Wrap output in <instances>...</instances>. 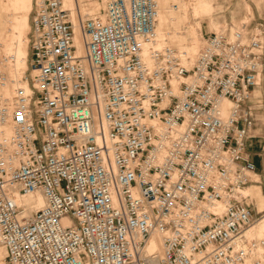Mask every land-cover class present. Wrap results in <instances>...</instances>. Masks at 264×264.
Segmentation results:
<instances>
[{
	"label": "built area",
	"instance_id": "obj_1",
	"mask_svg": "<svg viewBox=\"0 0 264 264\" xmlns=\"http://www.w3.org/2000/svg\"><path fill=\"white\" fill-rule=\"evenodd\" d=\"M64 1L35 0L31 89L0 136V264H264L244 194L261 31L214 32L187 66L153 46L158 0H106L78 53ZM36 191L41 208L18 201ZM155 232L163 255L147 251Z\"/></svg>",
	"mask_w": 264,
	"mask_h": 264
},
{
	"label": "rangeland",
	"instance_id": "obj_2",
	"mask_svg": "<svg viewBox=\"0 0 264 264\" xmlns=\"http://www.w3.org/2000/svg\"><path fill=\"white\" fill-rule=\"evenodd\" d=\"M96 1L100 0L79 1L83 18L94 16L103 10V6ZM159 2L161 10L157 45L161 48L169 46L179 52L186 51L191 57L188 58L189 63H192L194 57L199 54L207 37L214 32H221L222 29L234 30L247 27L255 30L258 28L264 38V0H159ZM34 3L35 0H0V94L4 83L8 81L7 84H9L10 80H13L9 77L7 67L14 56L21 62L26 60V66L19 72L18 80L31 81L34 75L30 67V32ZM71 17L76 28V25H79L77 24L79 16L76 11H72ZM251 105L255 109L257 121L250 138L257 137L252 138L257 140L259 135H264L262 130L264 126V67L260 83L253 91ZM259 157L264 161V150L260 151ZM258 175L259 183H250V187H259L260 199L263 198L261 202L263 209L259 210L260 199L251 194L250 197L257 211V221L254 225L264 216V170ZM252 176L255 177V175ZM255 230L259 236H264V228L261 225H257Z\"/></svg>",
	"mask_w": 264,
	"mask_h": 264
},
{
	"label": "bare ground",
	"instance_id": "obj_3",
	"mask_svg": "<svg viewBox=\"0 0 264 264\" xmlns=\"http://www.w3.org/2000/svg\"><path fill=\"white\" fill-rule=\"evenodd\" d=\"M80 0H65L64 1V5L70 9V12L72 13L76 11V13L78 14V23L79 25H76L75 28V24H74V32H75V42L76 45L78 46V53H83L84 51V47H83V39H82V34H81V22L83 18V11L81 8V4L79 3ZM98 4L103 6V9L105 7V3L106 0H100V1H96ZM159 3V8H158V18H157V27H156V40L153 43V46L156 48H161L157 45L158 43V39H159V34H158V21H159V14H160V2L158 0ZM173 11V8H172ZM72 19V17H71ZM73 21V20H72ZM74 23V22H73ZM225 30V29H223ZM222 30V31H223ZM79 32V33H78ZM149 48L150 45L146 44V51L144 54V58L148 59L149 56ZM179 52V51H178ZM180 55L183 58L184 63L187 66H192L193 62H196L195 58L198 57L195 56L193 59L192 63H189L188 58H191L186 51H180L179 52ZM200 53V52H199ZM26 66V60H22V62L16 57L14 56L13 60L10 61L8 63V70H9V77L13 80H10V83H8V81L6 83H4L3 87L1 90L2 93L0 94V108L5 107L7 108V113L3 116V118L0 120V136H9L12 134L13 132V128L12 125L10 123V111H12V109L15 107V99H16V93L18 91L19 88H22L24 90H26L27 92H30V85L28 80L27 81H20L18 80V75L19 72L24 69ZM33 75V74H32ZM222 109L224 113H228L229 109L232 106L231 101L228 100H224L222 101ZM254 175V174H253ZM252 184H256L253 182L252 180ZM251 186V184H249L245 189H244V194L250 197V194L248 192L249 187ZM250 199L252 200V198L250 197ZM18 201L20 203H23L25 205L28 206L29 210H33V209H38L41 208L44 203H45V198L42 194V192L40 191H36V192H32L30 194L24 195V196H18ZM27 201V202H25ZM219 211H223L224 207L223 205H220L218 207ZM260 221L257 222V224H253L251 227H249L246 232L245 235L250 238V239H258L261 240L264 238V236H259L255 230L256 226L259 225ZM163 235L159 232H155L154 234H152V236L150 237V240L148 242V247H147V251L148 252H159L161 253V255L164 254V248H163ZM261 251H264V249H261ZM6 255V250L3 246L0 247V263L4 261Z\"/></svg>",
	"mask_w": 264,
	"mask_h": 264
},
{
	"label": "crops",
	"instance_id": "obj_4",
	"mask_svg": "<svg viewBox=\"0 0 264 264\" xmlns=\"http://www.w3.org/2000/svg\"><path fill=\"white\" fill-rule=\"evenodd\" d=\"M242 28V27H240ZM223 30V29H222ZM263 132H264V126H263ZM259 139L255 140V139H252V138H257V137H251V138H248L246 140V150H247V154H248V157L253 161L255 162L256 166H257V172L259 173H262L263 170H264V161L263 159L261 160V157L260 156V151L261 150H264V135H259L258 136ZM258 173H255V177L253 178V182L254 183H259L260 180H258L260 177L258 175ZM259 187H255V186H252V187H249L248 189V192L249 194L251 195H256V198L259 200L260 199V196H259ZM263 198L260 199V203L259 204V210L261 211L263 209V204H261ZM260 223L259 225H261L262 228H264V216L259 219Z\"/></svg>",
	"mask_w": 264,
	"mask_h": 264
}]
</instances>
